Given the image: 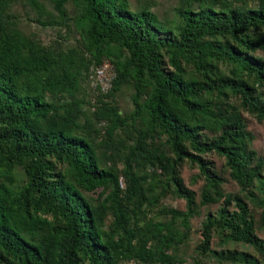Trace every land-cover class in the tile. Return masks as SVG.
<instances>
[{
	"label": "trees",
	"instance_id": "trees-1",
	"mask_svg": "<svg viewBox=\"0 0 264 264\" xmlns=\"http://www.w3.org/2000/svg\"><path fill=\"white\" fill-rule=\"evenodd\" d=\"M15 1L0 0V264H183L173 252L187 233L177 225L186 229L195 214L183 164L202 181L199 205L222 199L224 206L205 216L198 252H209L217 229L260 260L216 255L264 264V241L245 204L221 195L222 179L203 158L221 157L251 198L247 189L257 183L264 223V155L247 149L251 136L239 115L264 124V57L256 54L264 53V0H176L170 18L151 11L153 0L133 8L128 0H69L71 25L68 0H48L55 16L26 0L40 26L62 25L76 36L65 48L24 36L8 12ZM104 61L114 76L107 93L91 88L88 114L80 85ZM124 88L126 114L115 104ZM107 162L119 163V172ZM97 189L102 199L92 205L83 193ZM167 195L182 199L185 211L163 208L167 221L147 219Z\"/></svg>",
	"mask_w": 264,
	"mask_h": 264
},
{
	"label": "rangeland",
	"instance_id": "rangeland-1",
	"mask_svg": "<svg viewBox=\"0 0 264 264\" xmlns=\"http://www.w3.org/2000/svg\"><path fill=\"white\" fill-rule=\"evenodd\" d=\"M36 1L41 4L45 12L55 16L51 3L48 0ZM153 1V6H151V11L153 13L157 14L159 18L172 17V8L175 5L176 0ZM128 3L133 8L137 6L138 0H128ZM64 8L66 10L67 17L66 23L71 25V19L75 14V11L69 0L65 4ZM8 12L13 18L14 25L24 36L38 41L43 46L54 47L55 45H60L61 48H65L71 47L75 44L74 41L77 39L76 36L66 32L64 26H40L36 22V14L34 9L29 6L26 0H16L10 5ZM256 54L264 57V53L259 52ZM91 88L92 85L87 75L80 85L78 100L88 103L87 105L84 104L88 114L94 109L90 105V103H93L94 99ZM129 94L130 92L124 88L123 91H121L115 98V104L122 114L128 113L131 109ZM230 101H232L233 105L236 104L235 99H231ZM239 115L244 124L245 131L251 136V141L249 142L247 149L254 152L255 158L262 157L264 155V124L257 121L252 115H249L247 112L242 111L241 109H239ZM203 158L212 163L215 172L222 179V183L219 187L221 195L231 197L238 196L242 200L248 210V213L252 217L253 231L255 236L258 239L264 241V223H262L261 220V209L254 202V198H261L257 188V183L254 181L252 187L247 189V191L252 193L254 196V198H251L248 196V194H246V192H242L236 183L228 178L227 170L223 165V159L221 157L211 153L204 155ZM106 167H113L115 168L116 172H119L121 165L117 162H107ZM261 172L262 177H264V163ZM180 176L183 185L194 193L195 214L188 220L186 229L183 226H180V224L177 225L179 232L185 231L187 233V238L181 245L175 247L173 252L175 258L183 264H240L233 263L216 255V253L221 251H233L236 253H245L252 259L260 260V255L253 248L242 243H234L232 241L226 240L225 235L222 232H219L217 229H212L210 232L209 252H207L205 255H201L198 252L197 246L201 239L200 230L205 216L211 215L212 217H216L218 209L223 208L224 206L222 199L218 200L214 204L204 206L199 205L202 181L200 178H198L196 168L190 167L188 164H183L180 170ZM15 178L20 182V180L23 179L22 171L16 172ZM120 183L121 187H123V181L121 178ZM99 192L100 189H97L92 193L84 192L83 194L87 198H90V203L92 205H97L102 199L97 197ZM163 208L174 209L180 212L185 211V205L182 199L167 195L159 200L157 206H154L150 211H148L147 219L151 218L152 220L161 222L167 221L169 216L163 215ZM225 209L228 212L235 210L233 203L225 207ZM111 220L112 218L107 214L103 222V229H107V226Z\"/></svg>",
	"mask_w": 264,
	"mask_h": 264
},
{
	"label": "built area",
	"instance_id": "built-area-1",
	"mask_svg": "<svg viewBox=\"0 0 264 264\" xmlns=\"http://www.w3.org/2000/svg\"><path fill=\"white\" fill-rule=\"evenodd\" d=\"M88 73L92 87L96 88L102 94L107 93L114 76L111 65L107 61H104L98 67L90 68Z\"/></svg>",
	"mask_w": 264,
	"mask_h": 264
}]
</instances>
